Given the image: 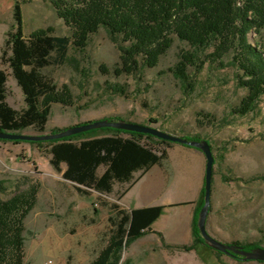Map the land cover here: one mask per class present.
Masks as SVG:
<instances>
[{"label": "rangeland", "instance_id": "obj_1", "mask_svg": "<svg viewBox=\"0 0 264 264\" xmlns=\"http://www.w3.org/2000/svg\"><path fill=\"white\" fill-rule=\"evenodd\" d=\"M18 1L26 34L41 28L59 35L71 33L51 0ZM14 2L0 0V68L8 73L7 101L20 110L26 105L23 91L1 60L14 21ZM255 36L254 31L249 33L253 43ZM187 47L176 38L156 67L135 75L117 74L120 50L107 30L100 28L84 51L71 47L64 62L42 69L57 85L46 130L28 127L19 132L49 133L120 117L183 136L208 138L215 156L208 232L226 243L264 247V95L254 111L233 113L231 109L247 91L238 86L231 65L206 66L196 75L195 90L185 94L169 68ZM111 132L98 129L83 136ZM49 147V141L0 139V198L20 192L35 197L25 218L24 264H89L109 243L117 210L129 211L121 197L140 171L131 183L117 182L110 193L80 192L50 163ZM183 245L189 244L168 245L160 234L148 232L122 249L118 264H264L203 246L186 250Z\"/></svg>", "mask_w": 264, "mask_h": 264}, {"label": "trees", "instance_id": "obj_2", "mask_svg": "<svg viewBox=\"0 0 264 264\" xmlns=\"http://www.w3.org/2000/svg\"><path fill=\"white\" fill-rule=\"evenodd\" d=\"M51 2L70 27L69 35L54 34L43 28L26 34L22 6L18 0L14 2V21L6 33L1 60L11 69L23 91L26 105L18 110L8 103V73L0 68V130L19 132L28 127L46 130L51 112L50 102L55 98L57 85L42 73V69L64 62L71 47L84 51L100 28L107 30L120 50L117 74L135 75L144 68L156 67L178 38L188 47L181 50L177 62L169 71L185 94L195 90L196 75L206 66L231 65L235 69L238 86L247 91L239 104L231 109L233 113L245 115L254 111L264 95V0ZM252 31L256 34L255 43L249 38ZM149 121L154 122V119L150 118ZM98 129L112 132L83 136ZM184 136L206 139L200 135ZM45 141L50 144V163L58 171H63L64 178L84 193L91 189L110 193L117 182L131 183L136 171L144 173L153 164L165 159L168 156L167 148L172 143L149 133L114 127L90 129L37 143ZM156 143L166 144V147L156 149ZM63 163L66 164L64 170ZM100 168L103 172H100ZM204 194L205 187L195 210L193 242L183 245L186 250H198L201 246L213 249L204 241L198 228ZM34 199V195L23 192L6 200L0 198V264H24L25 218ZM162 209V205L130 211L118 209L112 217L109 243L89 264H118L122 249L150 232L151 224ZM242 245L251 249L258 244ZM215 252L223 253L216 249ZM234 257L242 259L241 255Z\"/></svg>", "mask_w": 264, "mask_h": 264}, {"label": "crops", "instance_id": "obj_3", "mask_svg": "<svg viewBox=\"0 0 264 264\" xmlns=\"http://www.w3.org/2000/svg\"><path fill=\"white\" fill-rule=\"evenodd\" d=\"M167 151L168 156L161 162L144 173L140 171L124 190L121 201L129 211L162 205L150 233L161 234L168 245L190 244L195 210L205 182L206 155L196 147L175 142Z\"/></svg>", "mask_w": 264, "mask_h": 264}, {"label": "water", "instance_id": "obj_4", "mask_svg": "<svg viewBox=\"0 0 264 264\" xmlns=\"http://www.w3.org/2000/svg\"><path fill=\"white\" fill-rule=\"evenodd\" d=\"M102 127H114L123 130L149 133L159 138L193 146L203 151V153L206 155V173H205V182H204L205 194H204V204L199 212L198 228L200 230L202 237L204 238V241L209 246H211L212 248L218 251L233 256L241 255L242 258L246 260L264 261V247L256 246L251 249H246L245 246L241 244L223 242L212 236L207 230L206 220L210 209L213 169L215 162V156L211 144L207 139L204 138L192 139L180 134H176L167 130L160 129L158 127L149 124H141L134 121H128L123 118L115 119V120H111L109 118H103V119L88 121L84 123H78L55 132L42 133V134H29L23 132H11V131L0 130V139L26 140V141L60 139L65 136L77 134L80 132H85L90 129L102 128Z\"/></svg>", "mask_w": 264, "mask_h": 264}]
</instances>
